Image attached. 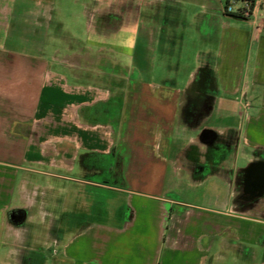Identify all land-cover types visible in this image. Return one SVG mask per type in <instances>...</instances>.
<instances>
[{"label":"crops","instance_id":"1","mask_svg":"<svg viewBox=\"0 0 264 264\" xmlns=\"http://www.w3.org/2000/svg\"><path fill=\"white\" fill-rule=\"evenodd\" d=\"M224 4L0 0V264H264V0Z\"/></svg>","mask_w":264,"mask_h":264},{"label":"rangeland","instance_id":"2","mask_svg":"<svg viewBox=\"0 0 264 264\" xmlns=\"http://www.w3.org/2000/svg\"><path fill=\"white\" fill-rule=\"evenodd\" d=\"M125 74V80L126 79H129L130 78V73H124ZM241 107L244 109V108H247V106H248V102L244 99V98H241ZM243 130H244V128H245V126H244V124H243ZM243 132V131H242ZM235 140V142L237 143V141H239V144L240 145H243V144H245L246 143V141H245V139L243 138V136H241V138L238 140V137L235 139H233V141ZM258 164V163H257ZM262 164H264V163H262ZM252 165V164H251ZM45 170H50V169H47V168H45ZM245 172L247 173V177L249 178V177H251L252 176V174H251V171H250V167H247L246 168V170H245ZM202 179V176H200L199 175V181ZM43 181H44V185L46 186V185H48V184H50L51 185V182H52V180H51V176L50 177H48V176H44L43 177ZM192 187H194V188H198L199 189V191H202V190H206V189H208V188H210V185L208 184V183H203V184H199L198 186H192ZM194 188H192V189H194ZM195 190V189H194ZM44 201H45V208H47L48 210H50L51 209V190H49V191H47V190H45V196H44ZM85 207H84V205H83V201L82 200H79V199H77V201H76V203H75V206H76V208L77 209H80V210H84V208H85V211L86 212H88V209H89V204H90V206L93 204L94 206L93 207H97V209H98V205H99V201L98 200H96V199H92V200H90V201H85ZM110 203V202H109ZM94 208V209H95ZM51 251H50V248L49 247H46L45 246V259H46V262L44 263V264H51L50 263V257L48 256V253H50ZM218 264H231L230 262H219ZM239 264H248L247 262H245V263H239ZM251 264V263H250ZM258 264V263H257Z\"/></svg>","mask_w":264,"mask_h":264},{"label":"built area","instance_id":"3","mask_svg":"<svg viewBox=\"0 0 264 264\" xmlns=\"http://www.w3.org/2000/svg\"><path fill=\"white\" fill-rule=\"evenodd\" d=\"M224 13L236 15L243 19H251L254 17L253 4L247 1L229 0L224 4Z\"/></svg>","mask_w":264,"mask_h":264},{"label":"trees","instance_id":"4","mask_svg":"<svg viewBox=\"0 0 264 264\" xmlns=\"http://www.w3.org/2000/svg\"><path fill=\"white\" fill-rule=\"evenodd\" d=\"M236 1H247L249 3L253 4V0H236ZM229 2V0H225V4H227ZM226 15H231V14H226ZM236 16V15H235Z\"/></svg>","mask_w":264,"mask_h":264}]
</instances>
